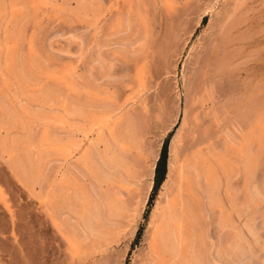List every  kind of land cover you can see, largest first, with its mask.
I'll return each mask as SVG.
<instances>
[{
    "label": "bare ground",
    "instance_id": "1",
    "mask_svg": "<svg viewBox=\"0 0 264 264\" xmlns=\"http://www.w3.org/2000/svg\"><path fill=\"white\" fill-rule=\"evenodd\" d=\"M101 1L62 0L54 9L49 0H0V155L10 157L7 162L14 171L11 173H15V178L30 194L34 195L35 186L40 188L43 181L44 211L68 247H78L74 240L80 236L108 248L134 237L136 222L152 189L150 178L161 144L159 141L155 156L149 157L146 138L137 136L128 113L132 106L128 102L145 87L138 71L132 79L134 82L126 84L131 88L127 100H122L103 84L78 83L68 67L57 68V64L54 67L43 40L34 34L40 15L50 12L65 14L71 21L85 24L84 30H94L105 14V4ZM131 1L121 0L124 5L120 2L121 7L118 1L110 19L112 35L117 36L110 44L115 47L108 52L111 57L125 54L124 48L134 45L138 19ZM151 1L167 10L177 3V0ZM122 7L127 8L124 14ZM256 71L249 75L259 74ZM204 79L194 87L196 94L190 98L191 103L205 109V116L217 120L208 105L210 96L206 95L208 91L211 93L207 82L210 79ZM187 111L185 108L170 140L166 178L147 222L144 263L253 264L257 258L255 248L259 246L258 231L264 230V221L259 228L256 226L259 217L255 216L256 206L248 198L247 189L252 186L251 148L255 144L256 151L262 149L264 140L261 124L255 120L253 126L245 130L238 126L227 135L225 129L219 131V128L213 137L197 139L190 146L193 150L182 160L178 157L182 132L188 126ZM132 151L144 159L149 179L143 193L128 203L119 193H111L109 187L119 185L118 190L129 184L132 169L127 155ZM51 158L56 162L59 159L61 164L47 172ZM238 174L241 182L236 190L231 180ZM133 181L132 186L139 190L143 180ZM209 225L214 232L212 245L206 231ZM91 255L86 250L77 257L85 261Z\"/></svg>",
    "mask_w": 264,
    "mask_h": 264
},
{
    "label": "rangeland",
    "instance_id": "2",
    "mask_svg": "<svg viewBox=\"0 0 264 264\" xmlns=\"http://www.w3.org/2000/svg\"><path fill=\"white\" fill-rule=\"evenodd\" d=\"M49 1L54 9L62 3V0ZM117 2L119 7L124 6L121 0L101 1L102 5L105 4L104 22L94 30H84L85 24L75 19L71 21L65 14L62 16L50 12L40 15L34 34L43 40L52 65L72 69L78 83L103 84L123 100L131 89L126 84L134 82L137 71L142 81L144 80V91L134 96L136 99L132 98L134 102H128L132 105L128 113L130 112L137 136L146 138L144 144L149 149L148 156L153 158L159 141L161 144L150 178L152 189L148 193L142 215L136 222L137 231L132 239L127 237L122 244L109 248L82 236L79 240L78 237L74 240L79 243L78 247H68L45 212L46 202L41 197L44 192L43 181L39 183L40 188L35 186L34 195L30 194L18 182L15 173H11L14 171L9 168L10 162H7L10 157L3 153V156L0 155V264H145L143 254L148 234L147 222L162 187L160 185L153 190L155 169L165 146L164 179L166 178L170 140L184 109L188 110V126L182 132L179 159L184 160L193 150L190 146L198 142L197 139L200 141L213 137L219 128V131L225 129L227 135L238 126L245 130L257 121L261 124L264 138V0H177L169 10L160 7L155 1L153 5L151 0H143L144 3L141 0H132L131 7L138 19L137 30L135 29L133 36L134 45L125 47V54L111 57L108 52L115 47L110 44L117 36L112 35L110 19L114 16ZM71 3L74 5L73 1ZM121 9L124 14L127 8ZM28 30L30 34L31 29ZM224 58L226 61H222ZM225 62H230V65ZM256 66L262 70H258ZM254 71H259V74L250 76ZM221 75H224L222 80ZM76 76L80 79H76ZM202 79H210L207 82H210L211 93L208 91L206 95L209 94L208 98L210 96L208 105L214 110L217 120L205 116V109L191 103L192 95L196 94L194 87ZM120 91L126 93L125 96ZM219 141L217 145H220ZM251 152L254 153L251 158L252 186L247 189V194L256 206L255 216L259 218L255 220V224L259 228L264 221V140L262 149L256 151L254 144ZM127 156L132 169L129 184L122 188L120 186L118 190L116 187L119 185L110 186L113 189H109L113 192L109 191L113 194L119 193L125 201L131 203L145 190L149 170L144 159L136 152L132 151ZM55 160L51 158L48 161L47 172L61 164L59 159L57 162ZM135 178L144 181L140 184L141 190L132 186ZM233 178L232 187L238 190L240 174ZM212 229L209 225L206 230L210 245L214 243ZM258 237L259 246L255 248L257 258L252 263L264 264V230L258 231ZM83 246H86L85 250ZM86 250L92 254L91 257L88 256L86 262L79 261L77 256Z\"/></svg>",
    "mask_w": 264,
    "mask_h": 264
},
{
    "label": "trees",
    "instance_id": "3",
    "mask_svg": "<svg viewBox=\"0 0 264 264\" xmlns=\"http://www.w3.org/2000/svg\"><path fill=\"white\" fill-rule=\"evenodd\" d=\"M165 161H166V148L163 147L161 156L155 169L154 187L153 190L157 189L164 180L165 175ZM139 232V231H138Z\"/></svg>",
    "mask_w": 264,
    "mask_h": 264
}]
</instances>
